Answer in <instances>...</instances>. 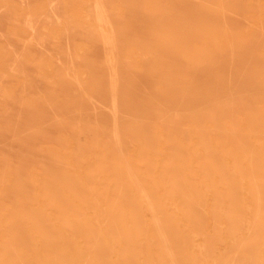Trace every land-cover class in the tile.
Returning a JSON list of instances; mask_svg holds the SVG:
<instances>
[{"label":"rangeland","instance_id":"374dc122","mask_svg":"<svg viewBox=\"0 0 264 264\" xmlns=\"http://www.w3.org/2000/svg\"><path fill=\"white\" fill-rule=\"evenodd\" d=\"M0 264H264V0H0Z\"/></svg>","mask_w":264,"mask_h":264},{"label":"bare ground","instance_id":"6f19581e","mask_svg":"<svg viewBox=\"0 0 264 264\" xmlns=\"http://www.w3.org/2000/svg\"><path fill=\"white\" fill-rule=\"evenodd\" d=\"M52 8V7H51ZM98 8H100V2L98 3ZM52 10V9H51ZM99 11V10H98ZM101 11V10H100ZM99 11V13L101 14L102 12H100ZM114 59V58H113ZM112 84V83H111ZM114 102V101H113ZM116 104H117V102H116ZM111 113V112H110ZM115 120H117V119H115ZM117 123V122H116ZM116 128V127H115ZM118 135V134H117Z\"/></svg>","mask_w":264,"mask_h":264}]
</instances>
